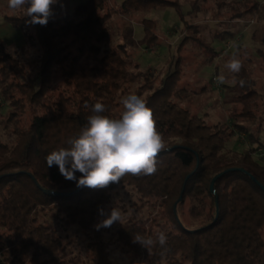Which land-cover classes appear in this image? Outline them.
Wrapping results in <instances>:
<instances>
[{"label":"trees","instance_id":"1","mask_svg":"<svg viewBox=\"0 0 264 264\" xmlns=\"http://www.w3.org/2000/svg\"><path fill=\"white\" fill-rule=\"evenodd\" d=\"M199 1H192L193 10L200 8ZM182 4L180 0L121 4L86 0L73 13H55L47 26H27L22 10L6 15L23 29L27 41L40 45L41 54L35 76L0 39V97L11 108L4 122L13 135L11 143L0 137V264H114L104 228L97 231L94 225L103 219L98 207L108 211L114 192L125 186L135 188L154 211L145 221L125 223L114 232L116 240L143 264H264V165L253 158L257 148L243 155L248 166L223 158L236 132L262 145L264 90L257 87L250 69L242 65L232 77V91L242 105L232 109L231 123H211L184 101L191 93L181 84L183 57L174 56L160 79L140 69L126 43L110 47L109 21L114 13L130 15L170 5L179 10L188 31L179 51L193 43L215 57V49L198 35V24L184 17ZM246 4L232 20L264 8L256 0ZM140 23L146 48L163 44L154 19L144 17ZM227 34L233 35L216 33L222 39ZM259 54L264 61V52ZM134 84H138L134 94L152 109L164 142L154 174H127L118 185L94 190L77 188L57 166L47 167L45 157L68 146V139L87 124L95 103L105 105L104 115L118 118L123 111L120 101ZM218 175L213 192L211 185ZM186 204L191 220L202 222L199 226L183 222L181 210ZM48 210L64 228L76 226L85 233L88 262L70 256L62 235L40 220L41 212ZM160 231L168 237L165 248L156 244L148 251L132 242L136 234L155 238Z\"/></svg>","mask_w":264,"mask_h":264},{"label":"rangeland","instance_id":"2","mask_svg":"<svg viewBox=\"0 0 264 264\" xmlns=\"http://www.w3.org/2000/svg\"><path fill=\"white\" fill-rule=\"evenodd\" d=\"M86 0H68L65 7L56 6V14H64L67 11L73 13L76 6ZM124 0H112L115 4H121ZM182 10L187 20L198 24V35L217 53L211 57L198 44L189 43L184 50L179 51V46L188 31L185 29V21L181 18L179 10L175 6H161L148 12L132 13L128 15H113L109 21L113 41L110 47L126 43L132 54V59L140 64L144 72L150 71L160 79L164 78L172 65L173 57H183V81L189 89L186 105L198 112L201 117L211 123H231L233 108L241 106L236 93L232 91L233 73L225 67V63L232 56L241 59L242 65L250 69L257 87L264 90V61L260 58L259 51L264 52V8L260 7L257 13H249L246 18L231 19L233 14L244 12L247 8L246 0H200V8L193 10V0H180ZM264 3V0H256ZM263 5V4H262ZM20 11V10H18ZM18 11H12L7 6V0H0V39L7 42L9 52L27 64V70L37 75L40 70L41 48L38 44L26 40L22 28L14 26L6 15H16ZM23 11V10H22ZM152 18L156 21V31L164 40L163 44L154 50H149L143 43V26L140 20ZM227 34L225 39L216 33ZM223 74L224 83H218L217 77ZM159 79V80H160ZM59 85H62L58 81ZM204 87V92L200 91ZM138 89V84L132 86L131 93ZM11 110L8 103L0 97V137L7 142L13 141L12 130L5 127L4 119ZM261 146L258 142L251 143L243 132H236L228 143L223 158L234 159L240 165L248 166L243 160V155L257 148L253 154L255 161L264 165V128L260 136ZM113 197H118L117 207L122 214V223H115L111 228H104L105 237L110 241L111 258L114 264H143L140 259L133 258L114 236L119 226L132 221H145L153 209L140 200L138 191L125 186L117 189ZM113 206V198L108 210ZM190 205L186 204L181 210L183 222L192 227L199 226L201 221H192ZM41 221H47L53 225L57 233L61 234L72 257H80L88 262L86 252V236L78 227L64 228L54 216L53 211L41 212Z\"/></svg>","mask_w":264,"mask_h":264},{"label":"clouds","instance_id":"3","mask_svg":"<svg viewBox=\"0 0 264 264\" xmlns=\"http://www.w3.org/2000/svg\"><path fill=\"white\" fill-rule=\"evenodd\" d=\"M7 6L12 11L23 10L27 26H47L55 15L54 7H65L62 0H7ZM225 67L230 73L238 74L242 68L241 59L232 56ZM217 81L224 83L225 76L219 75ZM120 103L123 111L118 118L104 115L105 105L95 103L87 124L76 137L68 139V146L59 147L45 157L47 167L57 166L60 175L74 182L77 188L94 190L118 185L127 174H154L157 170L156 157L164 142L157 130L153 111L142 96L134 93L123 96ZM77 173H80L79 177ZM117 200L118 197H113V206L108 211L98 207V214L103 219L94 225L97 231L111 228L117 222L122 223ZM154 237L136 234L132 242L148 251L156 244L165 248L168 240L166 233L160 231Z\"/></svg>","mask_w":264,"mask_h":264},{"label":"water","instance_id":"4","mask_svg":"<svg viewBox=\"0 0 264 264\" xmlns=\"http://www.w3.org/2000/svg\"><path fill=\"white\" fill-rule=\"evenodd\" d=\"M221 175H218L217 177H215V179H214V181H213V183H212V185H211V189H212V191L213 192H215V182H216V180L220 177Z\"/></svg>","mask_w":264,"mask_h":264}]
</instances>
